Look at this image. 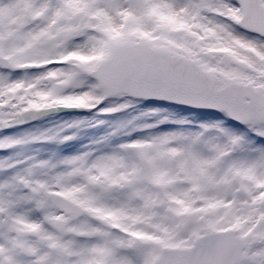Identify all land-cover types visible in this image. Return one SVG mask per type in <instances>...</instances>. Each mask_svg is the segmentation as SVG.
<instances>
[{
    "label": "snow or ice",
    "instance_id": "6c2138e0",
    "mask_svg": "<svg viewBox=\"0 0 264 264\" xmlns=\"http://www.w3.org/2000/svg\"><path fill=\"white\" fill-rule=\"evenodd\" d=\"M0 264H264V0H0Z\"/></svg>",
    "mask_w": 264,
    "mask_h": 264
},
{
    "label": "rangeland",
    "instance_id": "374dc122",
    "mask_svg": "<svg viewBox=\"0 0 264 264\" xmlns=\"http://www.w3.org/2000/svg\"><path fill=\"white\" fill-rule=\"evenodd\" d=\"M61 115H65V114H61ZM70 116H71V114H68L65 118H70ZM84 142L85 141H80V140L73 141V142H71V146L70 147L67 146V145H61L59 151L61 150L62 147H64L66 152L65 153L61 152L60 154L63 155V156H67V155L73 154L80 147V144L84 143Z\"/></svg>",
    "mask_w": 264,
    "mask_h": 264
},
{
    "label": "bare ground",
    "instance_id": "6f19581e",
    "mask_svg": "<svg viewBox=\"0 0 264 264\" xmlns=\"http://www.w3.org/2000/svg\"><path fill=\"white\" fill-rule=\"evenodd\" d=\"M61 114H63V113H61ZM59 152H60V153H61V152H64V153H65L66 151H65L64 147H62L61 150H60Z\"/></svg>",
    "mask_w": 264,
    "mask_h": 264
}]
</instances>
